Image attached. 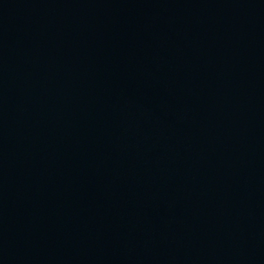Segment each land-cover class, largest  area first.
<instances>
[{
	"label": "water",
	"instance_id": "1",
	"mask_svg": "<svg viewBox=\"0 0 264 264\" xmlns=\"http://www.w3.org/2000/svg\"><path fill=\"white\" fill-rule=\"evenodd\" d=\"M0 264H68L1 80Z\"/></svg>",
	"mask_w": 264,
	"mask_h": 264
}]
</instances>
